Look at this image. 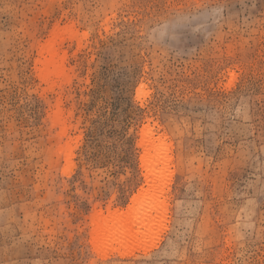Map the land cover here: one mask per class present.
<instances>
[{"label":"rangeland","instance_id":"374dc122","mask_svg":"<svg viewBox=\"0 0 264 264\" xmlns=\"http://www.w3.org/2000/svg\"><path fill=\"white\" fill-rule=\"evenodd\" d=\"M0 264H264V0H0Z\"/></svg>","mask_w":264,"mask_h":264},{"label":"bare ground","instance_id":"6f19581e","mask_svg":"<svg viewBox=\"0 0 264 264\" xmlns=\"http://www.w3.org/2000/svg\"><path fill=\"white\" fill-rule=\"evenodd\" d=\"M162 138H158V142L155 143V141L150 140L147 145L143 148V155L141 157V164L142 167L145 169L147 173L146 182L147 184L150 182L151 179L155 177V169L161 165V146L164 145ZM159 144V145H158ZM161 145V146H160ZM137 195L133 197L131 200V203L136 202ZM121 214L116 212L114 214L115 218H120ZM139 232L136 230L133 235L131 231L123 233L122 235L117 236L115 239L116 241H123L127 238H136Z\"/></svg>","mask_w":264,"mask_h":264}]
</instances>
